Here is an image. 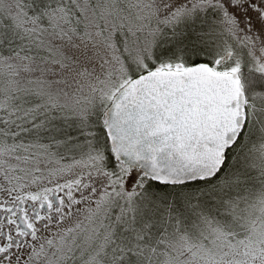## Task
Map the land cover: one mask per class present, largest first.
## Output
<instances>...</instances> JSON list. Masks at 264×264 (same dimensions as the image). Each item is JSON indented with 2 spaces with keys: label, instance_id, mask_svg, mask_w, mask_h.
Returning a JSON list of instances; mask_svg holds the SVG:
<instances>
[{
  "label": "snow or ice",
  "instance_id": "snow-or-ice-1",
  "mask_svg": "<svg viewBox=\"0 0 264 264\" xmlns=\"http://www.w3.org/2000/svg\"><path fill=\"white\" fill-rule=\"evenodd\" d=\"M0 264H264V0H0Z\"/></svg>",
  "mask_w": 264,
  "mask_h": 264
}]
</instances>
